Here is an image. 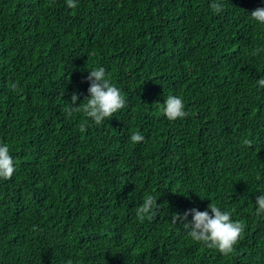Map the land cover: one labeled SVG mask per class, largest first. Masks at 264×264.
Returning <instances> with one entry per match:
<instances>
[{"label": "trees", "instance_id": "obj_1", "mask_svg": "<svg viewBox=\"0 0 264 264\" xmlns=\"http://www.w3.org/2000/svg\"><path fill=\"white\" fill-rule=\"evenodd\" d=\"M74 2L0 0V142L16 162L0 264H264V26L249 17L264 0H220L219 15L214 0ZM98 67L126 107L81 133L65 108ZM169 94L184 119L162 115ZM148 194L159 208L141 220ZM210 203L245 226L228 256L170 222Z\"/></svg>", "mask_w": 264, "mask_h": 264}, {"label": "clouds", "instance_id": "obj_2", "mask_svg": "<svg viewBox=\"0 0 264 264\" xmlns=\"http://www.w3.org/2000/svg\"><path fill=\"white\" fill-rule=\"evenodd\" d=\"M77 6L74 0H66L67 8L76 9ZM210 9L214 14L219 15L224 11V5L220 0H214L210 4ZM249 17L253 23L264 26V7L254 9ZM86 80L90 84L87 89L88 95L78 106H74L79 95L73 93L71 104L65 108L66 118H71L75 113H82L86 118L85 122L79 126L81 133L86 131L89 126L88 122L97 126L102 125L126 107L124 93L110 81L103 67L90 70ZM257 84L264 88V77H261ZM18 85L19 81L9 82V88L13 91L19 90ZM161 111L169 121L184 119L189 115L185 111L183 98L179 95L169 94L162 104ZM130 141L133 144L140 143L144 141V137L137 131L130 136ZM244 145L251 147L250 141H244ZM15 171L16 162L10 154L8 144L0 142V181L10 180ZM255 205L256 215L264 217V194H260L256 198ZM158 208L156 196L148 194L136 208V216L141 220H151L157 215ZM189 215L192 219L190 222H186ZM178 221L187 230V235L192 241L214 249L223 256L233 253L245 228L243 222L232 220L230 211L222 210L215 203H210L205 211L190 209L183 215L173 213L170 222L175 225ZM66 264H72V261L69 260Z\"/></svg>", "mask_w": 264, "mask_h": 264}]
</instances>
